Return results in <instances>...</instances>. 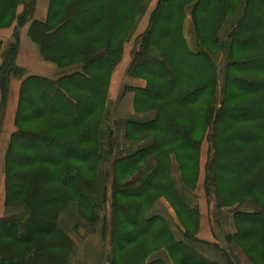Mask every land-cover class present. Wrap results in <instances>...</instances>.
<instances>
[{
  "label": "trees",
  "instance_id": "obj_1",
  "mask_svg": "<svg viewBox=\"0 0 264 264\" xmlns=\"http://www.w3.org/2000/svg\"><path fill=\"white\" fill-rule=\"evenodd\" d=\"M148 1L50 0L47 18L37 20L36 0H0V27L17 23L15 40L0 39V137L12 81L22 80L5 155V204L14 212L0 219V264H72L74 241L58 224L72 202L82 217L106 212L111 264H222L199 250L221 254L198 236V176L187 174L205 140V192L216 209L238 205L232 240L264 264V0H158L127 70L145 86L122 91L134 94L135 109L123 123L125 142H145L125 153L116 129L104 125L109 88ZM240 6L222 43L221 26ZM27 23L43 57L70 72L49 78L17 65ZM160 199L174 210L180 236L168 215L154 212ZM244 201L259 210L240 209Z\"/></svg>",
  "mask_w": 264,
  "mask_h": 264
},
{
  "label": "rangeland",
  "instance_id": "obj_2",
  "mask_svg": "<svg viewBox=\"0 0 264 264\" xmlns=\"http://www.w3.org/2000/svg\"><path fill=\"white\" fill-rule=\"evenodd\" d=\"M18 4V3H17ZM23 7V5H17V12L19 13V9ZM243 11V7L240 6L238 12L229 18H226L225 23L221 26L219 36L220 41L225 43L229 37L230 31L233 29L234 25L236 24L237 20L241 17ZM188 22L189 24L188 29ZM10 27V26H9ZM8 27H0V36ZM185 32L186 37L189 41V44L192 48L195 47L196 44V35L193 30V20L190 14L186 17L185 20ZM4 34V33H3ZM14 34V33H13ZM4 41V46L8 43L12 42L14 39L13 35L11 38L0 37V39ZM227 52V51H226ZM222 55L217 59H222ZM0 57V62H1ZM225 59L223 58V65H225ZM1 64V63H0ZM122 68V67H121ZM124 86V85H123ZM122 86V90L123 87ZM12 96H10L11 98ZM110 97V96H109ZM10 102V101H9ZM132 104H125L123 103L122 113L124 111H131ZM8 107V106H7ZM115 105L114 103H108V113L105 120V127L111 128L113 130L117 129L118 122L121 120L120 118L116 119L117 111H114ZM133 110L134 105H133ZM6 118V117H5ZM5 124V122H4ZM5 131V130H4ZM5 132H2L1 136L4 135ZM5 135H8L6 133ZM107 135V134H106ZM108 136V135H107ZM106 136L105 139V160L103 161L104 167L107 168L110 162L108 161L107 155V145H108V137ZM145 139L141 138H134L132 142L122 143V148H124L125 153L133 151L134 149L138 148L140 145L144 144ZM120 144V142H119ZM7 149V148H6ZM6 149L0 148V204L4 203L6 199V177H5V155ZM211 156V149L210 144L207 140H205L202 144V151L199 157V160L193 164L194 168L188 170L187 174L190 175L191 180L195 182L196 177L198 176V183L197 188L194 191L195 194V203L198 204L200 207L201 212V230L199 233V238L204 239L206 242L216 243L218 245V250L221 251V254L217 252L215 249H209L215 253L217 260L222 264H261L258 259H255L253 256L248 255L244 248L237 242L233 241V235L236 232V226L234 221V211L238 205H234L232 207H218L217 209L214 207L213 201H211L204 188L205 178H206V164ZM110 160V159H109ZM178 173V175H177ZM174 175H177V179H179V171L174 168ZM129 177L128 179H131ZM109 195L111 190H109ZM70 204V203H69ZM156 212L161 211L160 213H166L168 210L169 213V220L173 230L180 236V228L181 224L178 221L176 214L173 210H170V206L168 205L165 199H160L154 206ZM102 209V207H100ZM242 210H259L253 203L249 201H244L243 205L240 207ZM100 215V220L96 217L92 216V213L86 214V217H82L80 214L76 217L73 227L65 231L69 237L72 238L74 241V249L70 255L71 263L72 264H105L107 260V256L111 253V249L113 248L112 241H111V230L112 227L109 226L105 230L106 233L103 235L104 223L103 218L106 215L105 211L98 212ZM69 217L66 216L67 220H70ZM56 215L52 216V224L55 223ZM217 221V222H216ZM59 224V223H58ZM94 225V226H93ZM54 227H52L53 230ZM64 230V229H63ZM225 236H230L227 241L224 240ZM233 241V242H232ZM225 250V251H223ZM16 252V251H15ZM67 256L70 253V249L67 250ZM118 256L119 253L117 252ZM220 254V255H219ZM158 255L165 256L162 252H159ZM215 258V259H216ZM118 262V261H117ZM70 263V262H69Z\"/></svg>",
  "mask_w": 264,
  "mask_h": 264
},
{
  "label": "crops",
  "instance_id": "obj_3",
  "mask_svg": "<svg viewBox=\"0 0 264 264\" xmlns=\"http://www.w3.org/2000/svg\"><path fill=\"white\" fill-rule=\"evenodd\" d=\"M158 3V0H149L147 4V9L144 11L131 39L126 43L125 49H124V56L122 59V62L118 65L116 70L114 71L110 83L109 88V99L111 103H114L115 109L117 111V118H120L118 122V126L116 129V136H117V142L120 143H126L124 139V129H123V123L125 119L131 117L134 115L133 110V102H134V94L132 92H125L122 94V86H133V87H143L145 86V81L141 79H133L127 76V70L128 67L132 61V52L136 44V39L139 35L144 33L148 26H149V19L152 11L156 8ZM50 6V0H36V6L34 10V18L37 20H45L48 15V10ZM24 6L19 9V13L23 12ZM191 25L190 22H188ZM17 23L14 22L10 27L3 30L2 36L5 38H11L16 27ZM29 29H30V23H27L20 32V44H19V50L16 58L17 65L19 67H22L26 69L28 75H38L43 77H49V78H59L63 74H66L70 72V70H64L58 67L57 64L46 60L43 55L41 54V47L40 45L35 42L29 35ZM187 29V28H186ZM2 39V38H1ZM1 63V62H0ZM122 67V68H121ZM22 80H13L12 81V91H11V98L10 103L7 108L6 112V118H5V124L3 125L2 132L8 133V135H2L0 137V148L6 149L8 146L9 139L12 135V133L16 130L15 127V115L17 111L18 106V99H19V92L21 88ZM123 86V87H124ZM3 95L2 91L0 89V103L2 102ZM125 104H132L131 105V111H124L122 113L123 103ZM5 130V131H4ZM121 143V145H122ZM178 175V173H177ZM174 175V176H177ZM177 179V177H175ZM188 196H190L187 193ZM168 203V202H167ZM170 206V204L168 203ZM155 208V207H154ZM170 210H173L170 206ZM14 212V209L8 208L4 203L2 205L0 204V219L6 217L11 212ZM174 211V210H173ZM155 213L159 214H165L169 215V211L166 210V213H160L161 211H157L154 209ZM79 215V209L78 205L76 203H70L66 209L60 214L58 223L61 229H64V231H67L68 229L72 228L74 225L76 217ZM66 216L69 217L70 220H67ZM199 236V235H198ZM201 239V238H200ZM204 240V239H202ZM205 241V240H204ZM199 250L207 257L209 258H216L215 254H212L210 251H207L203 245H200ZM1 259V255H0ZM218 258H216L217 260ZM219 260V259H218ZM220 261V260H219Z\"/></svg>",
  "mask_w": 264,
  "mask_h": 264
},
{
  "label": "water",
  "instance_id": "obj_4",
  "mask_svg": "<svg viewBox=\"0 0 264 264\" xmlns=\"http://www.w3.org/2000/svg\"><path fill=\"white\" fill-rule=\"evenodd\" d=\"M105 264H111V257L109 255L107 256V260Z\"/></svg>",
  "mask_w": 264,
  "mask_h": 264
}]
</instances>
